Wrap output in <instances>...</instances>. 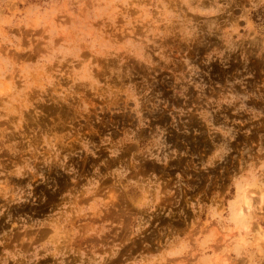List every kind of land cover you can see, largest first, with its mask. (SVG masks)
Here are the masks:
<instances>
[{"label": "rangeland", "instance_id": "rangeland-1", "mask_svg": "<svg viewBox=\"0 0 264 264\" xmlns=\"http://www.w3.org/2000/svg\"><path fill=\"white\" fill-rule=\"evenodd\" d=\"M0 264H264V0H0Z\"/></svg>", "mask_w": 264, "mask_h": 264}, {"label": "bare ground", "instance_id": "bare-ground-1", "mask_svg": "<svg viewBox=\"0 0 264 264\" xmlns=\"http://www.w3.org/2000/svg\"><path fill=\"white\" fill-rule=\"evenodd\" d=\"M245 201H246V200H245ZM245 204H246V203H245ZM249 207H250V206H249ZM246 209L249 210V208H247V207H246ZM242 210H243V209H242ZM242 210L240 209V213H243V212L245 211V210H243V211H242ZM241 217H242V216H241Z\"/></svg>", "mask_w": 264, "mask_h": 264}]
</instances>
